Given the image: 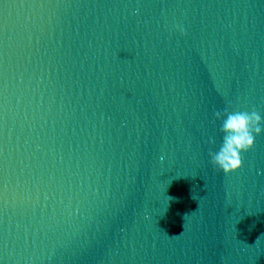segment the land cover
I'll use <instances>...</instances> for the list:
<instances>
[{"label":"water","instance_id":"1","mask_svg":"<svg viewBox=\"0 0 264 264\" xmlns=\"http://www.w3.org/2000/svg\"><path fill=\"white\" fill-rule=\"evenodd\" d=\"M226 107L264 118V0H0V264H264Z\"/></svg>","mask_w":264,"mask_h":264},{"label":"clouds","instance_id":"2","mask_svg":"<svg viewBox=\"0 0 264 264\" xmlns=\"http://www.w3.org/2000/svg\"><path fill=\"white\" fill-rule=\"evenodd\" d=\"M180 30L184 31L182 28ZM214 115L221 122L219 131L222 139L219 149L209 155L212 165L228 175L243 166L242 153L250 151L254 147L256 136L264 132V118L255 109L231 111L227 107L216 111Z\"/></svg>","mask_w":264,"mask_h":264}]
</instances>
